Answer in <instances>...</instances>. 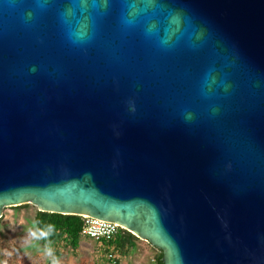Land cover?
<instances>
[{
  "label": "water",
  "instance_id": "water-1",
  "mask_svg": "<svg viewBox=\"0 0 264 264\" xmlns=\"http://www.w3.org/2000/svg\"><path fill=\"white\" fill-rule=\"evenodd\" d=\"M24 203L264 264V0H0V217Z\"/></svg>",
  "mask_w": 264,
  "mask_h": 264
},
{
  "label": "rangeland",
  "instance_id": "rangeland-1",
  "mask_svg": "<svg viewBox=\"0 0 264 264\" xmlns=\"http://www.w3.org/2000/svg\"><path fill=\"white\" fill-rule=\"evenodd\" d=\"M36 209L33 203L3 207L0 221V264H139L137 254H147L143 247L125 255L117 251L115 262L108 258L106 247L98 240L82 235L79 246L75 248L59 243V254L55 259L51 248H42L37 243L38 233L34 226ZM145 244L151 251L150 264H153L155 250L149 241ZM143 264H148L147 260L144 259Z\"/></svg>",
  "mask_w": 264,
  "mask_h": 264
},
{
  "label": "trees",
  "instance_id": "trees-1",
  "mask_svg": "<svg viewBox=\"0 0 264 264\" xmlns=\"http://www.w3.org/2000/svg\"><path fill=\"white\" fill-rule=\"evenodd\" d=\"M28 203L16 205L22 206ZM2 216L0 217L1 221ZM34 226L38 233L37 243L42 248H51L55 259L58 257L59 243H65L66 247L75 248L79 246L82 227V217L78 214L42 211L36 209L34 215ZM140 238L127 229L121 231L107 245H114L120 252L133 249ZM153 264H164L162 250L153 246ZM116 261V260H115Z\"/></svg>",
  "mask_w": 264,
  "mask_h": 264
},
{
  "label": "built area",
  "instance_id": "built-area-1",
  "mask_svg": "<svg viewBox=\"0 0 264 264\" xmlns=\"http://www.w3.org/2000/svg\"><path fill=\"white\" fill-rule=\"evenodd\" d=\"M81 217V234L98 240L101 245L106 247L108 258L115 261L118 255V250L114 245L109 246L103 243H107L112 240L121 231V229L126 228L117 222L101 219L88 214H81Z\"/></svg>",
  "mask_w": 264,
  "mask_h": 264
},
{
  "label": "crops",
  "instance_id": "crops-1",
  "mask_svg": "<svg viewBox=\"0 0 264 264\" xmlns=\"http://www.w3.org/2000/svg\"><path fill=\"white\" fill-rule=\"evenodd\" d=\"M145 242H147V241L140 240V241L137 242V245L133 249H131L129 251H126V252H122V253H124V255H125L128 252L134 251L135 249H138L139 250L141 247H143V248L146 249L145 251L147 252V254H145L144 256H141V255H139L140 253H138L137 254L139 256L138 257V262H139V264H143L144 263V259H145V260H147V263L150 264V261H151V251L148 250L149 247L146 246ZM115 262H117V261H115Z\"/></svg>",
  "mask_w": 264,
  "mask_h": 264
}]
</instances>
